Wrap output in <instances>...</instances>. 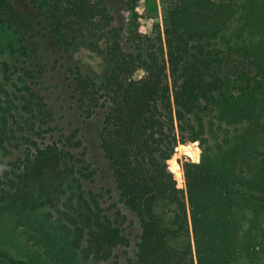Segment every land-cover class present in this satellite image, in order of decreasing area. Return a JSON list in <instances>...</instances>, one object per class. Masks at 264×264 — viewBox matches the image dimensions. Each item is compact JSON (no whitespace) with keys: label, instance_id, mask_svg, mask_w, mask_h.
Wrapping results in <instances>:
<instances>
[{"label":"trees","instance_id":"trees-1","mask_svg":"<svg viewBox=\"0 0 264 264\" xmlns=\"http://www.w3.org/2000/svg\"><path fill=\"white\" fill-rule=\"evenodd\" d=\"M124 1L116 25L108 0H0V226L39 251L0 241V264H264V0H160L150 34ZM78 46L101 75L62 63ZM59 67L81 118L101 117L115 192L56 125Z\"/></svg>","mask_w":264,"mask_h":264},{"label":"rangeland","instance_id":"rangeland-1","mask_svg":"<svg viewBox=\"0 0 264 264\" xmlns=\"http://www.w3.org/2000/svg\"><path fill=\"white\" fill-rule=\"evenodd\" d=\"M108 1L115 17L116 25H122L124 22L130 20V15L126 9L124 0ZM136 14L141 21V30L144 33L150 34L153 30V26L161 21L162 8L160 0H143L137 8ZM49 45L52 46L53 50L55 49L52 43ZM55 56L56 55H54L51 51L48 52V59H50L49 62L53 61ZM62 63L65 64V66L79 65L85 74L93 76L101 75L105 70L104 61L81 46H78L70 55L66 56ZM142 75L143 71H139L135 75V78L139 79ZM46 94L55 112L56 125L58 128L64 132L76 129L80 130L81 136L88 150L89 160L94 164L98 171L95 187H104L115 192L116 188L108 163L101 150V143L98 135V130L100 129L102 122L101 117H95L86 121L81 118L77 107L71 100L70 91L66 83V74L60 67L56 71H53L48 77L46 82ZM157 213L159 218L167 226L172 227L173 215L168 211L163 203L158 204ZM138 230V225L135 224V235L138 233ZM0 241H4L6 243V245H2V250H9L19 256H36L37 252H39L38 249H35L25 243L20 231L15 230L7 219H5L0 226ZM189 242L190 239L186 235L169 238L170 245L176 249L185 248ZM263 260L264 247H261L257 254V262L260 263Z\"/></svg>","mask_w":264,"mask_h":264}]
</instances>
